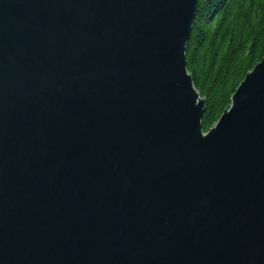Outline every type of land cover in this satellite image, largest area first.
I'll use <instances>...</instances> for the list:
<instances>
[{"label":"water","instance_id":"95a60500","mask_svg":"<svg viewBox=\"0 0 264 264\" xmlns=\"http://www.w3.org/2000/svg\"><path fill=\"white\" fill-rule=\"evenodd\" d=\"M198 0H0V264H264V58L208 131Z\"/></svg>","mask_w":264,"mask_h":264},{"label":"trees","instance_id":"16d2710c","mask_svg":"<svg viewBox=\"0 0 264 264\" xmlns=\"http://www.w3.org/2000/svg\"><path fill=\"white\" fill-rule=\"evenodd\" d=\"M186 58L206 100V132L231 106L246 74L264 58V0H198Z\"/></svg>","mask_w":264,"mask_h":264}]
</instances>
